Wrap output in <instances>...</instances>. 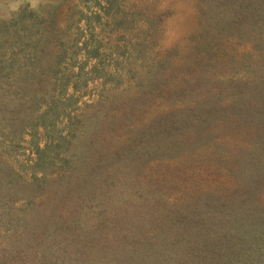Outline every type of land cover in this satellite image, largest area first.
<instances>
[{"label":"rangeland","instance_id":"1","mask_svg":"<svg viewBox=\"0 0 264 264\" xmlns=\"http://www.w3.org/2000/svg\"><path fill=\"white\" fill-rule=\"evenodd\" d=\"M0 26L2 60L12 51L23 58L50 32L67 46L56 77L32 98L21 97L14 124L10 105L0 101V264H41L47 250L66 256L55 264H190L206 251L213 264L229 247L228 264H264V111L241 120L225 108L235 94L260 96L256 89L264 88V0H43ZM206 40L215 43L205 47ZM160 59L171 77L161 93L149 73ZM112 95L117 107L104 112L121 119L97 128ZM50 101L60 112L56 136L75 134L49 148L43 172L35 162L47 135L36 118ZM208 103L223 109L195 111ZM129 106L136 115H125ZM170 114L200 126L180 137L199 148L153 141L146 127ZM208 137L225 148L213 152ZM33 176L45 178L35 183ZM35 214L43 223L46 215L67 223L74 217L77 225L60 236H29L22 250L28 237L16 236L8 222ZM236 232L258 247L237 248L245 241H233Z\"/></svg>","mask_w":264,"mask_h":264},{"label":"trees","instance_id":"2","mask_svg":"<svg viewBox=\"0 0 264 264\" xmlns=\"http://www.w3.org/2000/svg\"><path fill=\"white\" fill-rule=\"evenodd\" d=\"M206 8V7H204ZM1 27V26H0ZM52 32L49 33L50 36H47L44 40H40L38 39L35 40L34 45L30 47V49H24V54H23V58L21 59H17L15 57V51H12L10 53V55L7 57L6 60H2L3 56L6 55V53L1 50L0 47V80L4 83V89L5 91L3 93H0V101H3L5 107H7L8 105H10L11 109L10 112L8 114V120L10 121V123H13V120L15 121V119H17V117H15V113L17 110V105H23V100H21V97H23L24 94L31 92L30 97L32 98L33 93L36 95L37 92H40L43 90V85L48 84L47 81H50L51 77H56V73L58 71V64L60 63V58L63 55V53L66 51V42H61V40H53V37H56V34H53ZM205 34L203 33L202 36H204ZM1 39V38H0ZM28 39H30V37H28ZM205 40V39H203ZM7 39H4V42H7ZM3 42V40H2ZM3 42V43H4ZM16 35L12 37V39L10 40V45H14L16 43ZM212 42V41H210ZM208 40H206L205 42H202L205 47H207V45H213L211 44ZM215 43V42H212ZM1 44V41H0ZM58 45V47L56 46ZM18 65V69L17 71L14 70V65L16 64ZM185 61V60H184ZM167 60L163 59L159 62H155L154 64H152V70L149 71L150 73V77L152 78L151 83L153 84V88L155 90H158V92H165V90L168 88L166 87V84L168 82V80L171 78L170 77V71H166L164 73L161 72V68H164L165 64H166ZM2 63V64H1ZM5 63V64H4ZM4 65V66H2ZM82 70H80L81 72ZM172 73V72H171ZM58 74V73H57ZM69 75H67L66 73L62 75L61 79H62V87H61V91L62 93L64 92V90H66L67 88V79H68ZM64 80V82H63ZM14 89L12 92L11 90ZM10 91V92H9ZM257 93L260 94L256 95L254 94L255 92L253 91H249V93H239L238 95L235 94V96L238 97V100L232 102V106L231 107H225L228 108L232 111L233 113H236V115L238 117H240V119L242 120V116L245 114L250 118H254L255 116H253L256 113H260L261 111H264V88H260V89H256ZM21 94V96H20ZM65 95V92H64ZM13 99H17L16 101L18 103H11L13 101ZM135 99V98H133ZM117 97L115 96H111L110 100L108 98L107 100V106H104L103 109L100 110L99 112V118L97 119L95 123V125H97L99 127L106 125V128L108 126V128L113 127L114 124H117V120L121 119L116 118V122H115V117L112 118V116L110 114H108L107 112H104V109H107L108 106L111 109H114L117 107V103H118ZM256 101V102H255ZM197 105H199V101L196 99ZM196 102H194L193 107L195 106ZM1 107V106H0ZM129 106L128 111L125 112L127 116H133L136 115V108ZM199 108V106H198ZM197 107L194 108L196 112L198 113H205V114H212V113H217L219 111H221L223 108L219 105L216 104H206L204 106H202V110L199 111ZM224 111V110H223ZM12 112L14 114H12ZM18 112V111H17ZM59 110H58V103L55 102H49L47 104L46 109L42 112L39 113V115H37L38 121L41 125H43L45 128V132L47 135V141L45 143V146L43 147V149H38L37 150V159L35 162V166L37 169H41L43 172L45 171L46 167L48 166L47 163H49V157H48V151L50 147L53 146H64L66 144L67 141H69L73 135L75 134V130H68V134L64 137L62 136H56L57 133L60 132V130H58L54 124L55 122V118H57L59 115ZM253 114V115H252ZM126 116V117H127ZM111 117V118H110ZM5 118V119H7ZM34 119V118H33ZM69 123H73L72 121ZM74 124V123H73ZM150 125V124H148ZM152 127L148 126V128L146 127V129H149L148 131L151 132V135L153 137V141H166L165 143L169 144V143H173L175 141H179L180 146L186 149H195V148H199L200 146L197 143H192L191 140L188 141L187 144H184L181 140L180 137L182 135H184V132L186 130H188V128L193 127V129L197 130L198 128H200L199 125H197L196 122H189L186 120V117H182V116H175L174 114H170L164 117V119H158V121L154 120L153 123H151ZM154 125V126H153ZM37 126V125H36ZM15 128V127H14ZM129 129L131 130V127L127 128V131L129 132ZM214 132H216L214 130ZM156 135V137H155ZM128 136H130L128 134ZM179 139H178V137ZM54 138V141H53ZM157 139V140H156ZM209 140H211L210 142H208L212 147H213V152L215 153H220L219 150L221 151V149L225 148V145H221V142L219 139H213L208 137ZM130 140L126 139V142H128ZM219 141V142H218ZM125 142V144H127ZM130 145V144H129ZM127 145V146H129ZM186 150V151H189ZM251 173V172H250ZM252 175V173H251ZM35 183L41 182L42 179L37 178L36 176H33ZM21 181L19 180L18 176L15 177V179L13 180V182L11 183V187L13 189V193H16V189L18 184ZM249 192V191H248ZM247 192V193H248ZM252 194H254L252 192ZM251 196H256V195H251ZM249 200V199H248ZM248 203V202H247ZM35 211H38V207L35 208ZM264 215V211L261 212ZM6 214V212H5ZM245 214V213H244ZM42 215H37L35 214V218L34 220L28 219V220H24V219H18L17 217H15V219L13 220H9V226H11V229H13V232L16 233V236L20 235V234H24L27 235L28 240L27 242H25V246L24 249H28L29 247V241L30 237L29 236H33V235H41L44 234L47 236L46 233H48L49 235H56V236H60L64 233H66L67 231L70 233L74 227H76V222H74V217H72V219H69L70 222L68 221H60V219H51L49 218V216H43L44 217V221H46V223H43L42 221H40L38 219V217H40ZM242 221L245 219V215L242 216ZM240 219V218H239ZM252 222L254 225H260L261 226V221L258 218H254L252 216ZM50 221V227H46L45 225H47V221ZM20 221H23L20 223ZM7 223V224H8ZM30 226L31 228H23V230H20L23 226ZM259 226V227H260ZM67 232V233H68ZM251 235V234H249ZM233 241H237L239 239H244V241L246 239H248L247 237L244 238L243 236H240L239 234H237V232L234 234L233 237ZM222 241V240H221ZM255 241V240H254ZM219 242V241H218ZM217 242V243H218ZM230 242V241H229ZM259 242V241H258ZM233 243V242H232ZM216 246H221L219 244H215ZM255 245H259L257 244V242H254L253 246ZM253 246H251L250 244L248 245L247 242L245 241L242 244H236L237 248H242V247H250L253 248ZM258 247V246H255ZM260 247V246H259ZM67 249V244L63 243V246L61 248H59V252H62L61 250H66ZM227 249V246H226ZM255 250V248H254ZM232 251V249L227 250V254L229 255V252ZM216 252V251H215ZM52 251H46L43 254L46 256L44 258L41 259L42 263L41 264H46L47 262L49 264H55L58 263V261L62 260H66V256H62V255H55V253H53ZM201 254L198 256V258L196 260H194L193 262H191L190 264H195V262L197 261V264H211L210 262H206L205 258H203L204 256H206L208 254V251L206 252H200ZM217 254V252H216ZM69 256V254H67ZM227 255V256H228ZM51 256V257H50ZM227 256H224V258L219 259H214V263L213 264H228L227 261ZM24 257V256H23ZM50 257V258H49ZM229 264H233V262L231 261V263Z\"/></svg>","mask_w":264,"mask_h":264},{"label":"clouds","instance_id":"3","mask_svg":"<svg viewBox=\"0 0 264 264\" xmlns=\"http://www.w3.org/2000/svg\"><path fill=\"white\" fill-rule=\"evenodd\" d=\"M43 0H7V10L0 15V19L10 20L13 13H18L25 4L29 10H38ZM0 9H4L3 0H0Z\"/></svg>","mask_w":264,"mask_h":264}]
</instances>
